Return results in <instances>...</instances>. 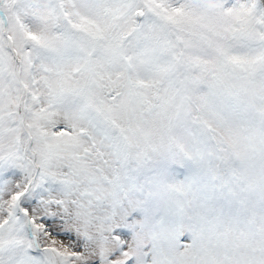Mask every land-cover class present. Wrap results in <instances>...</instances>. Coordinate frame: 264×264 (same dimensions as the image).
I'll return each instance as SVG.
<instances>
[{"label": "snow or ice", "instance_id": "snow-or-ice-1", "mask_svg": "<svg viewBox=\"0 0 264 264\" xmlns=\"http://www.w3.org/2000/svg\"><path fill=\"white\" fill-rule=\"evenodd\" d=\"M0 264H264V0H0Z\"/></svg>", "mask_w": 264, "mask_h": 264}]
</instances>
